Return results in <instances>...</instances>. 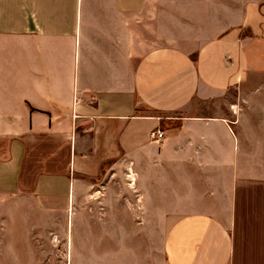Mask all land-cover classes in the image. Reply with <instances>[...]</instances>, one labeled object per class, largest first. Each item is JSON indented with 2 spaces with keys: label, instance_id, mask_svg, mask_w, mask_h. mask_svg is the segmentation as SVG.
<instances>
[{
  "label": "crops",
  "instance_id": "0c3cea01",
  "mask_svg": "<svg viewBox=\"0 0 264 264\" xmlns=\"http://www.w3.org/2000/svg\"><path fill=\"white\" fill-rule=\"evenodd\" d=\"M0 264H264V0H0Z\"/></svg>",
  "mask_w": 264,
  "mask_h": 264
},
{
  "label": "built area",
  "instance_id": "2783aa9c",
  "mask_svg": "<svg viewBox=\"0 0 264 264\" xmlns=\"http://www.w3.org/2000/svg\"><path fill=\"white\" fill-rule=\"evenodd\" d=\"M149 139L153 143H158L164 139V132L160 130H155L149 133Z\"/></svg>",
  "mask_w": 264,
  "mask_h": 264
}]
</instances>
